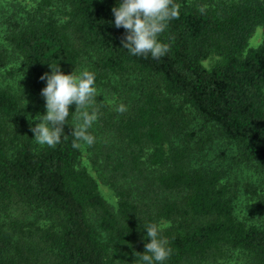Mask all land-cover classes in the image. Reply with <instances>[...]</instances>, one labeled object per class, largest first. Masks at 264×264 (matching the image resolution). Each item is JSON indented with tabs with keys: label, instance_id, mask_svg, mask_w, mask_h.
I'll return each instance as SVG.
<instances>
[{
	"label": "trees",
	"instance_id": "trees-1",
	"mask_svg": "<svg viewBox=\"0 0 264 264\" xmlns=\"http://www.w3.org/2000/svg\"><path fill=\"white\" fill-rule=\"evenodd\" d=\"M23 2L0 0V70L12 60L4 37L39 80L49 64L64 74L88 64L96 87L132 73L144 82L122 114L117 101L99 103L97 87L95 143L83 150L73 147L72 115L59 144L38 145L37 103L0 81V264H144L153 223L171 249L164 264H221L238 252L244 264H264V222L236 217L224 170L193 166L185 139L194 134L182 137L194 111L264 182V0H174L179 18L159 36L169 46L160 59L123 48L112 0ZM259 28L262 42L248 49ZM211 56L220 61L207 68Z\"/></svg>",
	"mask_w": 264,
	"mask_h": 264
},
{
	"label": "clouds",
	"instance_id": "clouds-1",
	"mask_svg": "<svg viewBox=\"0 0 264 264\" xmlns=\"http://www.w3.org/2000/svg\"><path fill=\"white\" fill-rule=\"evenodd\" d=\"M205 11L204 7L200 8ZM115 17V26L123 27L127 35L122 40L124 49L133 56L147 57L149 54L154 59H160L169 51V46L159 40L171 20L179 18V5L174 0H122L119 7L112 9ZM51 74L45 73L40 77L47 81L41 95L46 101V114L36 117L40 122L31 129L38 145L55 147L61 142L64 134L63 126L72 115L73 147L80 148L81 144L92 146L95 137L89 132L99 118L94 72L84 69L79 74L74 71L64 74L59 64H49ZM75 105V112L70 113V106ZM118 113L127 111L121 103L116 107ZM150 243L146 251L140 255L144 264H164L171 255L167 247L168 241L160 237L161 227L150 224L145 227Z\"/></svg>",
	"mask_w": 264,
	"mask_h": 264
},
{
	"label": "rangeland",
	"instance_id": "rangeland-1",
	"mask_svg": "<svg viewBox=\"0 0 264 264\" xmlns=\"http://www.w3.org/2000/svg\"><path fill=\"white\" fill-rule=\"evenodd\" d=\"M22 1V0H19ZM190 1V0H188ZM122 0H112L115 7H119ZM24 5L32 8V0H25ZM263 39V29L259 28L253 34L249 41L248 49H254L260 45ZM3 46L10 52L11 62L7 64V68L0 70V81L2 84H13L20 90L26 91L25 105L29 106L28 95L30 101L33 100L37 103V113L35 117H32V122L36 126L40 121L36 119L40 113L42 106L44 105L45 98L41 95L42 89L46 87V80H39L37 77H33L32 71L29 67L23 65L16 52H12V48L4 42V37H1ZM220 59L218 57L211 56L202 64L207 68H211ZM84 69L91 68L88 64L84 65ZM13 71V75L9 74ZM91 71V70H90ZM106 85H97L98 89L102 93V97L99 103L115 102L118 106L123 103L132 102L134 99L133 94L139 92V87L142 81L141 75L129 74L128 76H117L111 80H104ZM17 88V89H18ZM110 93L112 95L110 96ZM133 95L131 98H127L129 95ZM27 102V103H26ZM127 102V103H125ZM28 110V109H27ZM28 117L32 115L30 109L28 110ZM188 117V129L183 133H193L194 136H187L185 139L187 147H189L192 157V165L196 167H214L222 169L225 172V181L229 182L234 189L233 200L236 217L244 221L247 224L255 223L261 224L264 222V182L263 175L259 168L252 161H241L240 156L237 154V147L235 144L229 143L223 138L216 130V127L211 123H206L203 119L196 116L194 111H187ZM33 126V125H32ZM34 127V126H33ZM85 150V144L82 145ZM84 164L88 166L91 173L96 176V173L91 167L89 159L86 157V153L83 155ZM99 191L104 200L111 206H115L117 199L112 189L107 185L99 182ZM246 257L241 253H236L234 257L230 256L229 259L221 262V264H244ZM219 264V263H218Z\"/></svg>",
	"mask_w": 264,
	"mask_h": 264
}]
</instances>
